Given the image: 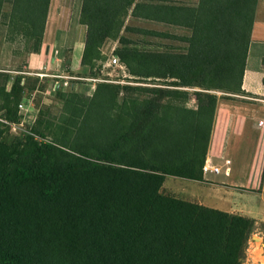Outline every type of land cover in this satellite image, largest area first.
I'll list each match as a JSON object with an SVG mask.
<instances>
[{"label":"trees","instance_id":"1","mask_svg":"<svg viewBox=\"0 0 264 264\" xmlns=\"http://www.w3.org/2000/svg\"><path fill=\"white\" fill-rule=\"evenodd\" d=\"M50 1L0 0V33L10 42L20 37L26 53H38ZM80 1L78 20L86 26L81 64L89 67L88 76H99L102 45L117 41L115 54L126 68V82H98L91 96L54 88L67 111L58 128L69 150L44 141V133L36 130L40 141L27 137L39 160L31 163L12 152L2 155L0 142L3 192L11 197L10 184L37 182L44 199L63 197L66 212L74 198L90 205L98 236L96 264H241L254 219L160 189L168 175L202 179L220 97L216 91H242L256 0ZM126 32L185 45L171 51L144 42L140 48ZM9 77L0 73V118L14 123L18 103L36 84L21 83L16 75L8 90ZM190 96L194 107L186 105ZM0 264L22 263L0 250Z\"/></svg>","mask_w":264,"mask_h":264},{"label":"rangeland","instance_id":"2","mask_svg":"<svg viewBox=\"0 0 264 264\" xmlns=\"http://www.w3.org/2000/svg\"><path fill=\"white\" fill-rule=\"evenodd\" d=\"M174 1L185 2L187 0ZM80 3V0H51L50 2L43 37L46 34L45 42L50 47L51 57L52 55L56 57L52 44L53 41L58 40L57 37L54 38L57 31L64 45L66 43L64 51L60 53V60L54 58L50 65L49 69L52 72L64 68L70 74L88 76L89 67L81 64V59L77 58L79 52H76V47L79 48L85 38V26L78 20ZM127 22L136 26L167 30L178 35L184 33L179 28H165L162 25L135 20H127ZM125 35L140 48L144 42L149 44L147 45L149 48L157 45L160 50L169 49L171 51H177L185 45L177 39L143 36L133 32H126ZM10 40V37L1 31L0 73L10 75L6 81V88L9 90L17 80L16 75H20L22 76L21 83L26 82L30 86L36 84L35 88L38 91L31 97L20 101L25 104V109L18 108V122L12 123L0 118L2 155L12 152L13 157L37 163L39 160L31 152V147H28L27 137L30 136L40 141L42 138L36 134V130H40L45 135L44 141L52 142L57 148L69 150L68 145L63 141L64 131L58 128L67 111L63 101L56 97L54 88L57 87L53 81L35 83V77H24L15 72L17 70L37 71L42 64H47L50 58L30 64L28 57L31 53L25 52L24 40L20 37H16L12 42ZM118 46L117 41L111 40L102 45L101 51L105 59L97 62L101 64L102 69L98 77L125 83L128 77L125 66L107 64L112 56L117 57L115 49ZM102 63H106L103 68ZM69 83L59 91H72L82 96H91L98 82L71 80ZM184 89L193 90L189 87ZM216 94L220 97L229 95V93L220 91H216ZM186 105L195 106L193 96L189 97ZM1 114L2 111H0ZM1 177L0 175V185ZM171 185L167 180L160 189L161 193L173 196L170 191L173 186ZM8 190L11 197H8L0 186V250L5 255L17 257L22 264H96L95 247L98 236L92 230L93 208L90 205L85 206L74 198L71 203L72 208L66 212L63 197H58L55 201L44 199L39 193L37 182L24 183L19 186L10 184ZM257 205L262 211L264 200L259 199ZM228 213L240 215L237 212ZM103 239L102 242L105 241ZM241 264H264V221L255 220Z\"/></svg>","mask_w":264,"mask_h":264},{"label":"crops","instance_id":"3","mask_svg":"<svg viewBox=\"0 0 264 264\" xmlns=\"http://www.w3.org/2000/svg\"><path fill=\"white\" fill-rule=\"evenodd\" d=\"M59 35L57 31L54 38L58 40L52 44L58 60L66 46ZM45 38L46 34L40 51L29 55L30 64L48 58ZM84 42L85 38L76 47L79 60ZM241 90L219 97L216 104L205 161L219 167V172L202 170L201 180L168 175L163 185L169 180L176 198L264 221V209L257 205L259 199L264 200V127L258 125L264 119V0L255 2Z\"/></svg>","mask_w":264,"mask_h":264},{"label":"built area","instance_id":"4","mask_svg":"<svg viewBox=\"0 0 264 264\" xmlns=\"http://www.w3.org/2000/svg\"><path fill=\"white\" fill-rule=\"evenodd\" d=\"M50 58V61L47 64H42L37 71H26V70H20V71H15L18 74H22L23 76H33L35 77L38 82H50L53 81L55 86L59 89L65 88L67 85H69L71 80H84V81H91V82H102V81H112L107 78H102V77H93V76H80V75H74L70 74L67 69H59V70H53V72L49 69L51 63H53V59L55 58L54 55L49 54L48 56ZM52 59V60H51ZM108 65L114 64L118 65L120 67H123V64H121L120 60L116 56H112L111 59L108 60ZM106 66V63H102V68ZM100 72H102V69H100ZM73 85V84H71ZM38 91L37 88H35L31 94L30 97L32 96L33 93H36ZM18 108L19 109H25V104L23 102L18 103ZM258 125L261 127H264V119H260L258 121ZM226 163H230V160H226ZM203 172L207 170H211L214 173L219 172V167L217 166H210L206 161L204 162L202 166ZM226 171L229 172V168H226Z\"/></svg>","mask_w":264,"mask_h":264}]
</instances>
